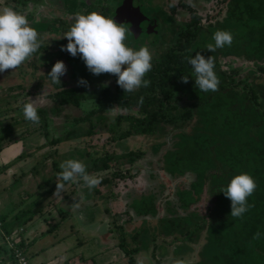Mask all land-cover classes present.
Listing matches in <instances>:
<instances>
[{"label":"trees","instance_id":"1","mask_svg":"<svg viewBox=\"0 0 264 264\" xmlns=\"http://www.w3.org/2000/svg\"><path fill=\"white\" fill-rule=\"evenodd\" d=\"M220 1H224L222 22L199 25L201 18L190 9L192 12L188 20L173 34L172 43L166 50L153 57V68L145 76V79L151 81L150 86L141 87L134 93H125L116 83L117 77L112 74L110 84L97 81L89 88L78 84L66 86L65 83H47L48 73L54 62L41 63L45 64L44 68L46 65L50 66L44 76H41L46 83L38 86L31 84L38 89H49L44 97L49 102L43 107L37 105L41 118L39 125L25 119L21 122L24 124V132L39 130L47 138L48 131L44 128L48 121L46 111L59 113L65 108L75 111L79 109L83 99L94 100L97 106L90 108L82 116L73 117L72 122L88 120L91 114L103 115L108 107L129 110L124 114L115 113L110 118L112 126L110 124L108 127V138L104 143H124L125 139L134 140L138 137L142 140L143 147L151 148L153 145L154 149H127L116 155L113 151L107 152L105 147L100 148V154H95L94 151L89 152L87 146H82L72 147L69 152H74L76 159L85 162L91 175L108 169L98 176L100 183L106 184L109 190L116 184V179H126V176L130 178L137 173V168L132 166L135 161L156 154L160 157L167 155L175 165L182 167L183 171L189 169L194 174V180L190 182V189L187 191L189 197L181 198L183 195H180L178 198L182 205L189 206L207 181L208 192L215 196V204L204 219L190 221L189 230L179 231L178 234L182 236L176 240L187 236L196 237L201 233L197 232L205 230V245L200 247L201 250L195 256L197 261H200V253L203 254L206 249L211 248L213 253L205 255L206 259L212 260L211 264H264V0ZM22 2L25 0L20 1L21 4ZM217 30L230 31L234 39L231 46L219 48L213 53L208 51L203 55L205 58L214 57L215 72L220 79L218 91L204 93L195 87L192 66L184 57H195V47L202 44V41L197 42L200 36L205 37L203 44L213 43V34ZM48 55H51V52L48 51ZM8 71L13 74L17 69L0 73L2 83ZM74 74L75 77L85 76L81 70H76ZM184 75L189 77L187 84L180 82ZM0 90H7L6 86H2ZM38 95L39 92L30 94L33 99ZM16 96L17 94L9 95V98L0 99V103L8 105ZM141 96L142 105L138 104ZM26 102L29 100L23 99L22 103ZM43 109L45 111L40 114ZM63 115L65 116V112ZM97 119L94 120L99 122ZM11 120L18 123L16 117H11ZM6 126L11 128L12 125L6 123ZM3 127L0 126V130ZM82 135L90 136L86 130ZM168 136L167 141L165 139ZM4 137L5 135L0 134V149ZM51 140L53 144L58 141V137ZM148 142L151 143L145 146ZM128 143L126 142L125 146ZM118 160H123V167H111L110 162ZM52 164L56 174L59 173L61 169L57 166V161L53 160ZM130 170L134 172L130 173ZM241 173L252 175L257 182V189L248 201L254 204V207L246 212L243 218H233L230 215L231 201L220 190L226 188L230 180ZM54 176L57 175L41 178L40 185L49 184ZM53 186L56 185L52 184L48 187L49 190H52ZM149 208H153L154 214L157 213L156 204ZM137 210H140L143 216L147 215L146 208ZM161 218L166 217L159 219ZM5 221L6 215L0 214V262L4 259L3 255L7 254L11 260L9 264H15L14 247L23 253L25 251L20 241L15 242L12 248H6L3 235H8L10 231ZM25 221L26 219L23 220ZM171 223L174 228L179 226L177 220L173 219ZM55 225L52 223L48 229ZM119 227V224L116 225V228ZM257 231L261 232V238L253 240V234ZM120 235L121 232L116 244L122 254L127 256V263L133 264L132 254L139 245L138 233L133 232L130 235L131 246L126 244L127 241ZM155 235L160 233H154L151 238L150 255L157 249L153 239ZM175 241L171 240L172 243H176ZM155 261L156 264H161L159 257Z\"/></svg>","mask_w":264,"mask_h":264},{"label":"rangeland","instance_id":"2","mask_svg":"<svg viewBox=\"0 0 264 264\" xmlns=\"http://www.w3.org/2000/svg\"><path fill=\"white\" fill-rule=\"evenodd\" d=\"M20 1L21 0H0V8L11 6L17 11H21L24 9L23 13H26L25 11H29V13L32 14L36 13V9L25 10V6H22ZM159 1L160 0H147L145 4V7H148V9L154 8L153 11L158 18L162 16V10L160 9ZM22 4L24 5L23 2ZM96 11L98 10H94L93 12ZM110 13L111 8H109L106 13L102 12L104 16L112 18V16H110ZM198 16L201 18L199 25H204L206 23H215L216 21L222 22V17L224 16V1L223 3L221 1L212 3L207 9L200 11L198 13ZM204 18H207V20H204ZM173 19L175 25L177 23V19H175V17H173ZM183 19L185 21L188 20L187 12H185V16L183 17ZM74 22L75 17L66 22L68 23V27L67 29H65L66 32L70 29L71 25ZM41 23L43 24L44 28L45 20L35 23V28L39 30V28L41 27ZM163 23L167 24L168 22ZM181 26L182 24H180V27ZM178 28H176V30H178ZM154 35L155 34L144 35L140 36L139 38H132L129 34L126 43L129 46L134 47L136 50H138L142 45H146L149 47L151 44L155 43ZM207 35H209V33ZM46 36H48V33L44 37ZM204 38L205 37L201 36L198 37L197 42L202 41V44L195 47V53L199 52L201 55H205L208 53V50L206 49L207 44H203ZM43 41L46 42L45 44L46 46H48L46 49L48 50H39L33 55L31 59L27 60L24 64L17 68L16 72H13V74L16 73V75H13L10 71H8V73L5 74L4 83L0 81V88L2 86H6L7 89L0 90V99L9 98V95L17 94V96L14 97L15 100L10 102L8 105L6 104L4 106L3 103H0V126H4V124L6 123L10 124L12 125V134L8 133L9 135H20L18 137L22 138L23 136L30 134L29 139H31L30 144H27L26 147L22 148L23 150L21 149V147H23L24 145L21 147L19 145H15V147L18 148L16 151H11L14 145H11L9 147H7L8 145L5 146L4 142L6 141V137L4 138L5 140L3 139V141H1L2 147L0 149V156L6 154L7 157L12 154V159L7 163H2V161L0 160V204H8L9 208L11 206L19 205L16 209H14V212H17L25 206L29 208L36 207V209L44 207L46 210H48L50 209L48 208L49 205L57 202V200L59 199L58 197L63 196L61 194L54 195V189L56 188V186H53V194L51 193L48 199L45 200L44 197L46 195H42L41 193L43 191V188L36 189V184L42 182L41 178L45 179L49 176L51 177V175L53 174H56V171L52 166V161L59 160V156L63 153L62 148H56V144H51V138L54 139V137H58V139H62L66 136V139H72L71 146L65 147L67 150L71 149L74 146L79 148L82 145H85L87 146L89 152L94 151L95 154L96 152H99L97 154H100V148H102L103 145H105L106 147V144V151H113L114 153H117L116 155H118L121 150L126 151L127 149H148L151 151V148L154 147L153 145L151 146V148L150 146L149 148L143 147V144H141L142 140L138 137H136V139L134 140H131L130 138L125 139L123 140L124 143H121V141L114 143H104V141L108 138L106 137V135H108L109 133L108 127L112 123L109 122L110 118L115 115V113L124 114L129 112V110H121L114 107H108L106 108L103 115L91 114L87 118L88 120L85 119L77 122H72L73 117L82 116L90 108L93 109L97 106L94 100L91 99L81 100L79 109L75 111L70 108H65L59 113H47L48 111H46L45 115L48 121L47 126L45 125L44 128L48 131L47 138H45L42 132L39 130L31 133L24 132V124L21 122V120L24 119L22 110L24 104L22 103L23 99H31L33 101H36L39 107H43L45 103L49 102L47 98H44L47 95L49 89L45 87L38 89V87L32 86L31 84L34 83L38 86L46 83V81L47 83L48 81H51L49 77L46 81L41 78V76H44L46 69H50V66L48 67V65H46L47 67L44 68L45 64L41 63L47 64L49 62H54L55 64V62L58 60L63 61L67 67V72L60 78V80L61 83H65L66 86H74L78 84V80L80 78H83L88 82L87 87L82 86L84 88L91 87L97 81H106L109 84L111 83V74L104 73L98 76L93 75L87 69L84 61L81 59L79 54L76 57H73L68 52L61 51V47L66 46L68 43L66 37H64V40H62L60 37H54L53 40L48 37L47 40L44 39ZM212 41L214 44V40ZM168 43L170 42L168 41ZM160 48L161 45L159 47H149L152 55H155V57L163 52L164 48ZM48 51L51 52V55H48ZM54 64L51 65V68ZM76 70L83 71L85 76L75 77L74 73ZM34 92H39V95L38 97H36V99H33L30 96V94ZM43 111L45 110L43 109L40 114ZM64 112L65 116L63 115ZM11 117H16L18 123H13ZM96 118H98L97 121H100L96 122L94 120ZM110 126H112V124ZM8 129L9 128H6L5 130L2 129L0 132L3 133ZM84 130L88 131V134H90V136H83L82 133L84 132ZM165 140L168 141L169 136L166 137ZM126 142H129V146H127L128 144L125 146ZM149 143L151 142H148V144L145 143L144 145L148 146ZM60 144H62V142H60ZM55 157L58 159H56ZM72 157L76 159V155L74 152L70 154V158ZM122 163L123 160H118L116 162L111 161L110 165L111 167L115 165L121 168L123 167ZM138 163L139 161H135L132 166L136 165V167L139 169L140 166ZM141 163V165H144L143 169L150 170V172L148 173V171H141V169H139L140 172L130 178L126 176V179H116V184H113L114 187L111 188V193L108 196V199L102 203L109 209V213L102 214V216L108 215L110 219H112L110 222L114 221V224L117 225L118 223L120 227L116 228L115 225V227L112 228L110 230V233H108V235L106 236L99 235L94 238L87 237V233L89 234L91 232L88 231L91 227L84 226L88 224V220L86 219L89 216L87 215H92V213L90 212V207L85 205V208L75 210L79 215L74 211L73 218L74 222L84 219L85 221H82L84 223L82 225L72 227V235L69 236L70 239H68L67 241L59 239L62 235L60 230L55 234V239H59V241H56L57 244L55 246V255L58 254L59 256L56 255L54 258L52 254L47 253V261L53 258V261H58L61 258H64L65 255H67L68 257L63 259L62 263L60 264H71V262L72 264H75L76 261L81 263L85 259L90 262L89 264H91L92 261L96 262L97 264H105L106 261H108V258L111 259L112 264H128L127 256L123 257V255L121 254V249H119L118 246L113 247L112 243H116L118 241V234L121 232L122 235L120 236H123L127 241L125 243L131 246L132 243L130 241V235L133 232H136L138 233L139 237V245L137 246L136 252L132 254L133 264H156L157 261L155 260L158 257L161 259V264H173V262L177 259L186 260L188 264L212 263L211 259H206L207 255L213 253V250L211 248L206 249L203 254L200 253V256H198L200 261H197V259L195 258V256L198 255V251L201 250L200 247H203V245H205L204 242L206 240H204L203 232L205 230L197 232V234L200 232L201 233L196 235V237L195 235L189 238L187 236L178 241L176 240L177 238L182 236L181 234H178L179 231H181L182 229L185 231L189 230V228L191 227L189 226L190 221H200L202 218L204 219L207 212L214 206L215 196L208 192V181L206 182V184H203L201 186V191L199 192L198 197L189 206H185L181 204L178 198L180 197V195H183V197L181 198H184L186 196L189 197V193L187 191H189L190 189V182L194 180V174L192 171H190L189 169L183 171L182 167L178 166V164L175 165L172 160H170L165 154L161 155V157L157 154L153 157L147 156L145 158H142ZM9 170H12V175H10ZM131 172L132 170H130V173ZM55 179L57 180V176H55ZM52 180L54 182H57L53 177ZM52 180L49 181V184H51ZM49 184L47 185L50 186ZM66 184L64 190L66 189ZM74 186L75 184H73L72 188H74ZM23 189H26L27 193L29 194L25 196L23 193L21 194V191H23ZM85 189L86 193L89 194V198H92L94 201L100 203L99 199H97V194H92L91 190H89L87 187ZM71 193L73 194V196L79 194H82L83 196L85 195V191L79 190L78 188H75ZM68 197L70 198L69 192ZM64 201L68 202V199L64 198ZM42 203L46 205L44 206ZM155 204L157 205L156 214H154L153 208H149L152 205L155 206ZM127 206L129 208H132V210H129ZM99 208L101 209V206ZM143 208H146L147 214L152 216H149L147 218L146 215L143 216V213H141V215L140 210L137 209ZM42 211H44V209H42ZM4 212H6V210ZM100 212V210H97L96 214L99 215ZM160 217L166 218L159 219ZM146 218L148 220H146ZM6 219H8V217H6ZM91 219H94L95 221L96 219H99V217L93 216L91 217ZM169 219L179 221V226L174 228L171 223L172 220ZM174 224L177 223L174 222ZM61 229L63 231L64 228ZM22 231L23 227L21 226L16 229L15 233L11 232L7 235V237L9 238V246H13L11 242L15 243L19 241L18 235L19 233H22ZM154 233H160V235H155V238H153L154 244L157 245L156 252L153 254V256L150 255V252L152 244L151 238ZM10 238L12 240H10ZM70 240H72V245L74 244L72 246L74 247L73 250L69 245ZM171 240H176V243H172ZM96 244L100 247L104 245H109L110 247L102 254L100 251L98 252V250L100 249H98ZM67 248H69V250ZM70 250L74 251L73 256H70V253L72 252H69ZM74 259L75 262H73ZM9 262L11 261L8 259L4 264H9Z\"/></svg>","mask_w":264,"mask_h":264},{"label":"clouds","instance_id":"3","mask_svg":"<svg viewBox=\"0 0 264 264\" xmlns=\"http://www.w3.org/2000/svg\"><path fill=\"white\" fill-rule=\"evenodd\" d=\"M129 31L124 24L101 13H78L75 16V22L63 36L67 38L68 43L61 47V51H66L73 57L79 54L93 75L98 76L104 73L115 75L116 83L125 93H134L141 87L150 86L151 81L145 79V76L153 68V55L146 45L140 46L138 50L129 46L126 43ZM233 39V34L230 31L217 30L213 34L215 43L207 44L206 49L213 53L219 48L231 46ZM42 43L40 34L30 24L25 13L17 11L11 6L0 8V73L19 68L39 51ZM184 59L192 66L195 87L199 91L208 93L219 90L220 79L215 72L213 56L205 58L197 52L195 57L185 56ZM66 72L65 63L58 60L48 73V77L53 84L60 85V78ZM188 81V76L181 77V83L187 84ZM78 86L87 87L88 82L80 78ZM138 104H143L142 96ZM22 110L26 121L34 125L40 124L41 118L38 114L36 101L30 99L29 102L23 104ZM59 167L61 171L57 173L54 195L61 194L68 182L72 184L82 182L83 186L89 190L100 183V178L89 174L86 164L79 159L65 160ZM256 189L257 182L253 176L241 173L235 175L226 188L220 190L231 201L230 215L233 218H243L244 214L254 207V204H250L248 201ZM0 234L2 233L0 232ZM261 235V232L257 231L253 234L252 239L259 240ZM3 257L1 264L9 259L7 254ZM173 264H188V262L177 259Z\"/></svg>","mask_w":264,"mask_h":264},{"label":"crops","instance_id":"4","mask_svg":"<svg viewBox=\"0 0 264 264\" xmlns=\"http://www.w3.org/2000/svg\"><path fill=\"white\" fill-rule=\"evenodd\" d=\"M6 128H9V129L4 131L3 133L0 132V134L5 135V137H6V141L4 142L5 146L8 145L7 147H9L11 145H14V147L11 149V151H13V150L16 151L18 149L15 147V145H19L20 147L24 145L23 147H21V149H22V148L26 147L27 144H30V141H31V139H29L30 134L20 138V137H18L20 135H15V134L9 135L8 133H11L12 127L10 128L9 126H6V124H4L3 129L5 130ZM71 140L72 139H66L64 137L62 139H58L57 142H54L56 144L55 145L56 148L57 147L62 148V152H63L59 156V161L57 160V163H58L57 166L58 167L61 164V162H63V161L68 160V159H74L73 157L70 158L71 153L69 152V150H67L65 148L66 146H71V144H72ZM25 142H26V144H25ZM60 142H62V144H60ZM82 146H85V145H82ZM104 147H105V145H103L102 148H104ZM74 148H76V146H74ZM105 149L107 150V144H106ZM11 156H12V154L7 156V157H6V154L2 155V156H0V160L2 161V163H7L8 161H10L12 159ZM8 158H9V160H8ZM56 159H58V158H56ZM141 160H137V162L139 161V163H138L140 166L139 169H141V171H148V173H149L150 170L143 169L144 165H141L142 164ZM52 163H53V161H52ZM52 166H53V164H52ZM133 167L137 168L136 165H133ZM139 169L137 168V173L140 172ZM105 171H108V169H104L101 172H99V171L94 172L93 175L100 177L98 175H102L103 172H105ZM132 172H134V171L132 170ZM9 173H10V175H12V170H9ZM144 173H146V172H144ZM54 175H56V174H54ZM54 180H56L55 176H54ZM52 184L56 185L57 183H54V181L52 180L51 184H49L50 186H48V185L41 186L40 183L36 184V189H42L43 188V191L41 193H42V195H46L44 197L45 200L48 199V197L51 193L53 194V190H49V188H48V187H51ZM72 186H73V184L68 182L66 184V189L63 190V192L61 193V195H63V196L58 197L59 199L57 200V202L53 203L52 205H49L48 208H50V209L47 208L48 210H46L44 207L36 209V207L29 208V207L25 206L24 208H22L20 210L17 209L18 210L17 212H14V209H16L19 205L11 206L9 208L8 204H5V205L0 204V211H2V212H0V214L4 213V215H6V217H8V219H6V221H5V224H6L7 228L9 229L10 233L11 232L15 233V231L18 227H21V226L23 227V231H22V233H19L18 239L22 243V247L25 251L24 254L26 256L27 264H60V263H62L63 259L68 257L67 255H65L64 258H61L58 261H53V259L55 258L56 255L59 256L58 254L55 255V252H56L55 246L57 244L56 241H59V239H63L64 241H67L68 239H70L69 236L72 235L71 234L72 233V227L82 225L84 223V222H82V221H85L84 219L74 222L73 218H74V211L78 210V209L85 208V205L90 207V212L92 213V215H87V216H89L86 219V220H88V224L84 226V227H91L88 230L89 232L90 231L91 232L89 234L87 233V235H88L87 237H89V238L93 237L94 238V237H97L99 235L106 236V235H108V233H110V230L115 227V225H116V224H114L115 222L114 221L110 222L112 219H110V217L108 215L102 216V214L109 213L108 207L104 206L102 203L108 199V196L111 193L112 187L109 190V188L106 184L99 183V185H97L95 188L91 189L92 194L93 193L97 194L96 196H97V199H99V201H100V203H99V202L94 201L92 198L88 197L89 194L86 193V189H85L86 186H83L82 182L79 184H75L74 188H72ZM75 188H78L79 190H84L85 195L83 196L82 194H79V195L73 196V194L71 192ZM54 190H55L54 191V193H55L56 188ZM68 192L70 193V198L68 197ZM22 193L24 194V196L29 194V193H27L26 189H23V191H21V194ZM44 198H42V199H44ZM64 198L68 199V202L64 201ZM98 203H99V205H98ZM42 204L44 206L46 205L44 203H42ZM73 205H74V207H73ZM76 205H78V206H76ZM100 206H101V209L99 208ZM127 208H129V207L127 206ZM42 209H44V211H42ZM5 210H6V212H4ZM97 210L101 211L99 213V215L96 214ZM129 210H132V208H129ZM93 216H97V217H99V219H96L94 221V219L93 220L91 219V217H93ZM149 216H152V215H148V214L146 215L147 218ZM147 218H146V220H148ZM24 219H26L25 222H23ZM52 223H54L56 225L54 227L52 226L51 228L48 229V227ZM117 225H118V223H117ZM61 228H64L63 231ZM59 230L61 231L62 235L59 239H55V234ZM116 243H114V242L112 243L113 247L117 246ZM69 245L71 247L74 245V244L72 245V240L69 241ZM97 247H98V249H100V250H98V252L100 251L103 254L107 249H109L110 246L104 245V246L100 247L99 245H97ZM105 247H107V248H105ZM73 248L74 247H72V250H73ZM67 249L69 250V248H67ZM72 250H70L69 252H71ZM73 252L74 251H72L70 253L71 254L70 256L74 255ZM47 253L52 254V256H54V258L47 261V259H48ZM121 254H122V252H121ZM123 257H124V255H123ZM44 260H46V261H44ZM73 262H75V259ZM89 263L90 262L87 259H85L81 263L76 261L75 264H89ZM71 264H72V262H71ZM91 264H97V263L92 261ZM105 264H112L111 259L108 258V261H106Z\"/></svg>","mask_w":264,"mask_h":264},{"label":"flooded vegetation","instance_id":"5","mask_svg":"<svg viewBox=\"0 0 264 264\" xmlns=\"http://www.w3.org/2000/svg\"><path fill=\"white\" fill-rule=\"evenodd\" d=\"M147 0H29L23 2L25 10L36 9V13L32 14L25 11L30 24L35 28V23L45 20V25L41 23V27L36 29L40 34L42 41L49 37L64 38L66 33L68 20L74 18L76 14H88L94 10L106 13L111 8L110 16L117 22L124 24L130 31L132 38H139L144 35H154L155 43L150 46L164 48L173 41V34L178 31L186 23L183 19L185 12L188 17L193 11L199 13L207 9L212 3L220 0H160L159 5L162 10V16L159 18L155 15L153 9L145 7ZM26 4V5H25ZM190 9L192 11L190 12ZM186 10V11H183ZM21 10L20 12H23ZM177 19V25H174V19ZM163 22H168L164 24ZM66 23V24H65ZM65 24V25H64ZM163 25V31H162ZM175 26V27H173ZM178 26V27H177ZM181 26V27H182ZM178 28V29H179ZM57 29V30H56ZM166 29V30H165ZM48 33V36L44 37ZM162 34V35H161ZM168 37V38H167ZM168 41L170 43H168ZM43 41L39 50L44 51L48 46ZM149 46V47H150ZM155 57V55H153Z\"/></svg>","mask_w":264,"mask_h":264},{"label":"built area","instance_id":"6","mask_svg":"<svg viewBox=\"0 0 264 264\" xmlns=\"http://www.w3.org/2000/svg\"><path fill=\"white\" fill-rule=\"evenodd\" d=\"M3 238L6 241V244H5L6 248H12L14 246V243H12L11 241L10 242L13 246L8 245L9 238L7 237V235H3ZM10 240L12 239L10 238ZM13 251H14V257H15V264H22V262L23 264H27L26 256L24 255L23 252H21V250L14 247Z\"/></svg>","mask_w":264,"mask_h":264}]
</instances>
